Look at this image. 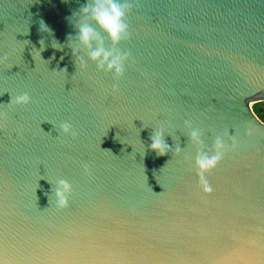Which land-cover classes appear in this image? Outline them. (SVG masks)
<instances>
[{"label": "water", "instance_id": "1", "mask_svg": "<svg viewBox=\"0 0 264 264\" xmlns=\"http://www.w3.org/2000/svg\"><path fill=\"white\" fill-rule=\"evenodd\" d=\"M85 3L0 0V264H264V0H139L119 80L75 64L70 18ZM24 92L31 103L10 104ZM186 120L204 150L217 135L229 146L210 194ZM60 179L63 209L46 195Z\"/></svg>", "mask_w": 264, "mask_h": 264}, {"label": "clouds", "instance_id": "2", "mask_svg": "<svg viewBox=\"0 0 264 264\" xmlns=\"http://www.w3.org/2000/svg\"><path fill=\"white\" fill-rule=\"evenodd\" d=\"M139 0H86L78 11L74 12L70 18V22L76 29L75 35L67 37L69 47L72 49L75 58V64L79 62L81 69L86 68V55L88 60L96 65L97 71L112 73L116 80L123 77L126 64L132 58L130 51L122 50L119 45L130 38L129 25L127 16L131 12L134 4H138ZM41 32H50V28L41 20L39 25ZM106 40L110 47L106 46ZM43 40L40 41L42 45ZM44 43V42H43ZM60 47L62 46L57 43ZM43 47L41 48V51ZM83 51L84 55L80 53ZM40 53V52H39ZM7 56L0 58V63L6 60ZM63 71H66L63 70ZM113 92L119 90L118 84H113ZM32 97L29 93L12 96L11 103L14 105H27L31 103ZM6 113L0 112V121L5 120ZM185 127L189 129V143L197 146L198 151L195 156L194 166L197 170L198 186L205 194H210L213 189L207 178L208 173L224 158L225 153L229 150L224 138L217 135L213 141L211 151L204 150L202 140V132L199 128H193L190 121L184 122ZM59 132L64 135H71L73 138L78 136V133L73 129L70 122H62L59 125ZM165 132L156 130L150 135V149L158 156H165L169 151H172L164 140ZM171 135V134H169ZM236 147L235 139L231 148ZM181 149L175 148V152L179 154ZM84 172L90 173V166L83 164ZM51 183V182H50ZM72 194V184L65 179H60L56 182L51 194L46 193L49 202L53 203L59 209L69 206V197ZM54 196V200H53Z\"/></svg>", "mask_w": 264, "mask_h": 264}, {"label": "rangeland", "instance_id": "3", "mask_svg": "<svg viewBox=\"0 0 264 264\" xmlns=\"http://www.w3.org/2000/svg\"><path fill=\"white\" fill-rule=\"evenodd\" d=\"M258 104V107H259V109H260V111H259V113L258 114H256L257 115V117L262 121V122H264V102H261V103H257ZM254 106V105H253Z\"/></svg>", "mask_w": 264, "mask_h": 264}, {"label": "trees", "instance_id": "4", "mask_svg": "<svg viewBox=\"0 0 264 264\" xmlns=\"http://www.w3.org/2000/svg\"><path fill=\"white\" fill-rule=\"evenodd\" d=\"M253 110H254V112H255L256 114L259 113L260 109H259V107H258V104H255V105L253 106ZM260 119H261V118H260Z\"/></svg>", "mask_w": 264, "mask_h": 264}]
</instances>
